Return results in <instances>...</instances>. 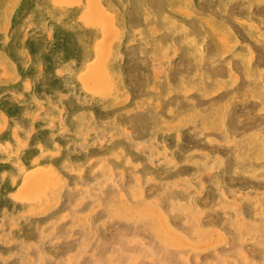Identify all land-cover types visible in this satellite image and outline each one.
<instances>
[{
  "label": "rangeland",
  "instance_id": "obj_1",
  "mask_svg": "<svg viewBox=\"0 0 264 264\" xmlns=\"http://www.w3.org/2000/svg\"><path fill=\"white\" fill-rule=\"evenodd\" d=\"M16 263L264 264V0H0Z\"/></svg>",
  "mask_w": 264,
  "mask_h": 264
},
{
  "label": "bare ground",
  "instance_id": "obj_2",
  "mask_svg": "<svg viewBox=\"0 0 264 264\" xmlns=\"http://www.w3.org/2000/svg\"><path fill=\"white\" fill-rule=\"evenodd\" d=\"M67 1H69V0H67ZM129 3V2H128ZM95 5H97V4H95ZM246 6V5H245ZM242 7V6H241ZM226 9V8H225ZM96 21V20H95ZM116 32V31H115ZM110 35V34H109ZM110 40V39H109ZM124 46V45H123ZM130 47V46H129ZM145 48V47H144ZM140 59V58H139ZM30 63V62H29ZM41 68V67H40ZM41 72V71H40ZM106 82V81H105ZM106 90V89H105ZM4 131V130H3ZM132 158V157H131ZM139 158V157H138ZM23 163V162H22ZM133 169V168H132ZM201 169V168H200ZM214 170V169H213ZM227 175V174H226ZM43 177V176H42ZM115 177V176H114ZM131 177V176H130ZM39 178V177H38ZM37 180H39V179H37ZM36 179H35V181H37ZM42 180V179H41ZM55 180V179H54ZM17 181V180H16ZM43 181V180H42ZM38 182H40V180L38 181ZM44 182V181H43ZM256 182V181H255ZM8 183V182H7ZM33 183V182H32ZM141 183V182H140ZM36 184V183H35ZM6 185V184H5ZM238 185V184H237ZM34 186V185H33ZM36 186V185H35ZM204 187V186H203ZM238 187V186H237ZM3 188H5V187H3ZM31 188V187H30ZM120 189V188H119ZM180 190V189H179ZM159 191V190H158ZM227 191V190H226ZM143 193V192H142ZM201 194V193H200ZM234 194V193H233ZM240 195V194H239ZM197 196V195H196ZM193 201V200H192ZM245 201V200H244ZM250 202V201H249ZM174 205V204H173ZM186 209V208H185ZM184 209V210H185ZM226 211V210H225ZM163 213V212H162ZM165 213V212H164ZM164 217V216H163ZM250 218V217H249ZM262 222V221H261ZM39 223V222H38ZM173 227V226H172ZM197 228V227H196ZM97 229V228H96ZM236 236V235H235ZM197 240V239H196ZM55 244V243H54ZM213 249V248H212ZM8 261V260H7ZM45 263V262H44ZM17 264V263H16Z\"/></svg>",
  "mask_w": 264,
  "mask_h": 264
}]
</instances>
